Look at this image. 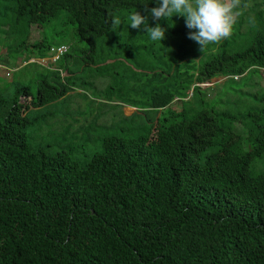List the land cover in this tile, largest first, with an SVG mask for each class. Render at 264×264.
Here are the masks:
<instances>
[{
    "label": "trees",
    "instance_id": "16d2710c",
    "mask_svg": "<svg viewBox=\"0 0 264 264\" xmlns=\"http://www.w3.org/2000/svg\"><path fill=\"white\" fill-rule=\"evenodd\" d=\"M135 10L157 22L141 0H0L16 66L68 46L35 94L0 91V264H264V0H239L232 35L203 49L183 16L159 21L161 43L128 24ZM106 50L144 58L118 60L102 91L136 110L118 103L122 121L83 159L31 146L30 116L82 89V66L109 71ZM217 77L229 88L209 99L202 83Z\"/></svg>",
    "mask_w": 264,
    "mask_h": 264
},
{
    "label": "rangeland",
    "instance_id": "374dc122",
    "mask_svg": "<svg viewBox=\"0 0 264 264\" xmlns=\"http://www.w3.org/2000/svg\"><path fill=\"white\" fill-rule=\"evenodd\" d=\"M64 28V31L69 29L68 27ZM34 31L32 37L39 38V32L36 30ZM44 32L49 35L52 29L46 26ZM67 41L71 46V53L76 56L84 54L77 51V44L73 42L71 38L67 39ZM1 43L2 42H0V67L2 68H0V91L4 87H9L10 90H13L16 86H26L28 92L35 94L37 80L52 74V71L46 68L43 69L46 63L38 61L37 63L28 61L27 64H18L16 66L17 54L11 50L9 56L5 54L7 47L6 49L5 46L1 47ZM105 55L108 57L105 63L111 66L109 71L99 75L94 67L82 66L79 70L80 78L84 82L82 89L70 91L62 101L47 104L33 113L37 116H30L36 117L35 122L27 125L26 130L29 134L28 141L31 146H42L50 152L71 148L74 150L75 157L79 159L84 158L82 154L88 157L94 152L101 150L102 139L112 134L114 128L120 124L119 121H122L120 116H113V114L120 109L118 106L119 101L104 100L105 97L102 92L111 82L116 80L114 78V72H116L114 66L120 65L117 63L119 60L121 64H125L126 67L135 65L139 68L144 61V58L141 56L132 58L133 56L130 57L124 52L115 56L114 54H109L108 50H106ZM101 57L103 58L100 54L98 58ZM101 65L102 64H100V66ZM97 70L103 71L102 68H98ZM6 73H8L9 76H6ZM224 79L225 77H217L202 83L206 90V97L213 99L223 94L225 89L227 87L229 88V85L221 87L217 85V83L224 82ZM117 80H119V78H117ZM255 80L257 83L255 89H264V69L261 70V76L257 77ZM244 81L245 80H241L238 84L242 85ZM231 98L234 100L233 108L235 109L241 101L239 92L237 94H231ZM22 101L26 103L24 97ZM119 104L123 105V103ZM135 110L136 108L132 106H122L124 115H130ZM235 128L241 130L242 126L240 123L236 122Z\"/></svg>",
    "mask_w": 264,
    "mask_h": 264
},
{
    "label": "clouds",
    "instance_id": "9594fccd",
    "mask_svg": "<svg viewBox=\"0 0 264 264\" xmlns=\"http://www.w3.org/2000/svg\"><path fill=\"white\" fill-rule=\"evenodd\" d=\"M148 14L157 21L154 26L148 23V15L133 11L129 16L130 26L148 32L150 39L162 43L166 27L159 21L167 20L176 14L184 17L190 30L187 35L203 49L210 43L220 42L233 33L239 12V0H141ZM155 6L148 7L149 3ZM172 25V23H169Z\"/></svg>",
    "mask_w": 264,
    "mask_h": 264
},
{
    "label": "built area",
    "instance_id": "2783aa9c",
    "mask_svg": "<svg viewBox=\"0 0 264 264\" xmlns=\"http://www.w3.org/2000/svg\"><path fill=\"white\" fill-rule=\"evenodd\" d=\"M68 50L67 45H59V46H52L49 51L47 57L42 59H37V61L44 62L45 60H50L51 62H55L58 60L66 51Z\"/></svg>",
    "mask_w": 264,
    "mask_h": 264
},
{
    "label": "crops",
    "instance_id": "0c3cea01",
    "mask_svg": "<svg viewBox=\"0 0 264 264\" xmlns=\"http://www.w3.org/2000/svg\"><path fill=\"white\" fill-rule=\"evenodd\" d=\"M29 61H36L37 62V59H30ZM39 62V61H38ZM0 68H2V67H0Z\"/></svg>",
    "mask_w": 264,
    "mask_h": 264
}]
</instances>
